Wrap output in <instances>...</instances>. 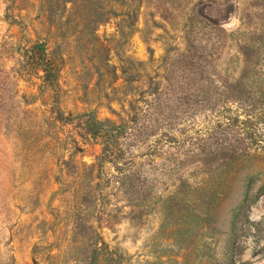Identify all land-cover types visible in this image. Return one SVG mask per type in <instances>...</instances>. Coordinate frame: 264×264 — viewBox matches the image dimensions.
<instances>
[{
    "label": "rangeland",
    "instance_id": "1",
    "mask_svg": "<svg viewBox=\"0 0 264 264\" xmlns=\"http://www.w3.org/2000/svg\"><path fill=\"white\" fill-rule=\"evenodd\" d=\"M0 264H264V0H0Z\"/></svg>",
    "mask_w": 264,
    "mask_h": 264
},
{
    "label": "trees",
    "instance_id": "2",
    "mask_svg": "<svg viewBox=\"0 0 264 264\" xmlns=\"http://www.w3.org/2000/svg\"><path fill=\"white\" fill-rule=\"evenodd\" d=\"M47 76H48V70H47ZM47 76H45L46 79H47Z\"/></svg>",
    "mask_w": 264,
    "mask_h": 264
}]
</instances>
